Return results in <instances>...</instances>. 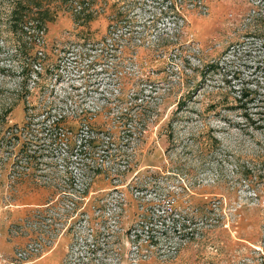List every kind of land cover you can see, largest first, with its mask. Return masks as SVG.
<instances>
[{"label": "rangeland", "instance_id": "rangeland-1", "mask_svg": "<svg viewBox=\"0 0 264 264\" xmlns=\"http://www.w3.org/2000/svg\"><path fill=\"white\" fill-rule=\"evenodd\" d=\"M37 1L0 0V264H264V0Z\"/></svg>", "mask_w": 264, "mask_h": 264}, {"label": "trees", "instance_id": "trees-1", "mask_svg": "<svg viewBox=\"0 0 264 264\" xmlns=\"http://www.w3.org/2000/svg\"><path fill=\"white\" fill-rule=\"evenodd\" d=\"M37 1V0H36ZM33 4H35V6L33 5ZM33 4H31V3H27V4H21L22 6V12L23 11H26V13L25 14H23L22 15V12H20L19 13V15H18V17H23V18H25V20L23 21V22H25V21H27V20H29L30 18H31V16L30 15H32L33 13H30V11L34 8V10L36 11L35 13H37V14H41L42 13V11H43V9L41 8V5H40V2H35V3H33ZM16 6H14V8H13V14H15V13H17L16 12ZM25 54H28L27 52H25ZM243 95L244 94H242V97H243ZM242 97H240L239 99V101H242ZM241 107H243L244 108V106H241ZM5 111H7V109L5 110ZM60 120V119H59ZM58 120V121H59ZM54 123V125L55 126H57V125H60V123L59 122H53ZM59 127V126H58Z\"/></svg>", "mask_w": 264, "mask_h": 264}, {"label": "built area", "instance_id": "built-area-1", "mask_svg": "<svg viewBox=\"0 0 264 264\" xmlns=\"http://www.w3.org/2000/svg\"><path fill=\"white\" fill-rule=\"evenodd\" d=\"M27 258V252L21 251L18 252L17 260L20 261L21 259H26Z\"/></svg>", "mask_w": 264, "mask_h": 264}]
</instances>
